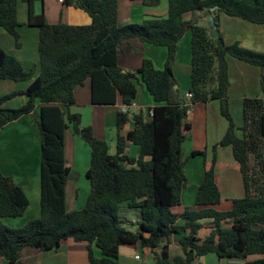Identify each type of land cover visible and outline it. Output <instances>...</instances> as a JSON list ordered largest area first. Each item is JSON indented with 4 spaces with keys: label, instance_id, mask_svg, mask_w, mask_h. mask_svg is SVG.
Here are the masks:
<instances>
[{
    "label": "trees",
    "instance_id": "1",
    "mask_svg": "<svg viewBox=\"0 0 264 264\" xmlns=\"http://www.w3.org/2000/svg\"><path fill=\"white\" fill-rule=\"evenodd\" d=\"M29 5L28 26L39 31L40 74L25 70L22 62L0 46V80L32 81L23 92L0 97V131L8 124L34 112L40 103L38 128L41 137V217L20 228L2 222L19 218L29 206L24 190L11 177L0 172V261L22 264L20 251L33 247L48 252L64 241L88 244L91 264H119L120 248L140 245L151 250L155 264H200L198 260L215 254L220 260L244 264H264V78L262 97L243 101V136L230 110L228 57L264 69V52L228 45L220 31V15L241 18L264 25V0H168L166 17H149L142 23L120 25L119 0H62L92 18L89 25L50 24L45 0H24ZM43 4L37 14L35 4ZM140 1L157 7L162 0ZM215 9L212 11V9ZM213 16L216 28L203 26L195 13ZM209 24V23H208ZM0 28L22 46L18 0H0ZM191 30L192 75L190 104L181 97L174 75L179 42ZM214 32V34H212ZM142 42L167 49L163 69L144 59L133 72L119 66V50L125 41ZM91 82L92 104L116 105L121 97L127 110L117 114L116 153L96 137L92 127H81V115L74 113L75 89ZM142 83L156 106L148 118L144 112L131 116L128 109ZM22 95L26 103L8 108L5 103ZM219 101L221 114L229 122L222 140L213 146V159L205 164L204 179L194 205H182V192L188 185L183 145L192 126L187 122L193 105ZM134 128L122 135L127 124ZM72 127L91 148L87 178L91 192L86 205L67 211L66 186L71 166L66 160L65 137ZM131 142L140 148L139 157L126 154ZM231 146L243 176L245 196L224 200L216 177L217 151ZM205 156L194 151L191 157ZM228 210H221L225 203ZM124 209L136 211L141 221L137 231L127 228L121 217ZM209 234L201 238L205 222ZM183 256L170 258L174 238ZM161 248L160 251H157ZM95 249L100 251L96 255ZM260 256L258 259H251Z\"/></svg>",
    "mask_w": 264,
    "mask_h": 264
},
{
    "label": "crops",
    "instance_id": "2",
    "mask_svg": "<svg viewBox=\"0 0 264 264\" xmlns=\"http://www.w3.org/2000/svg\"><path fill=\"white\" fill-rule=\"evenodd\" d=\"M168 0H162L157 7H148L140 1L119 0V23L127 25L142 23L153 16L166 17L168 15ZM45 13L50 24L63 22L70 25H89L92 18L84 11L74 7H65L62 0H45ZM37 14L42 13L43 4L39 1L35 4ZM201 22H208L209 17L203 14L194 16ZM18 19L21 23L19 29L22 46L17 48L12 35L0 28V46L10 55L19 59L25 70L30 71L34 67V78L40 74L39 60V31L28 26L29 5L24 0H18ZM220 31L228 45L239 44L241 47L256 52H264V25H257L241 18L220 15ZM214 34V32H212ZM191 30H187L179 42V51L174 64V75L181 97L189 93L192 75L191 54ZM144 59H151L157 69H163L167 59V49L142 42L139 38H132L124 42L119 50V66L129 72L140 68ZM230 110L237 126V135L243 136V101L245 98L262 97L261 79L264 78V69L240 61L232 56L228 57ZM32 81L15 82L12 80H0V97L9 93L25 91ZM76 105L72 107L74 113L81 115V127H92L96 137L105 140L110 146V153L115 154L117 140V114L127 110L122 98H118L116 105L97 106L92 104L91 82L87 80L84 85L75 89ZM26 97L19 95L5 103L8 108H17L26 103ZM156 103L146 87L138 83V95L133 105L128 109L131 116L144 112L148 118L149 112ZM40 107L38 103L34 112L21 119L6 125L0 131V172L11 177L20 186L29 199L23 216L19 218H4L2 222L12 228H20L31 220L41 217V137L38 128L40 119ZM187 122L192 130L187 141L183 145L184 168L188 178V185L182 192V207H192L195 202L199 186L204 179L205 164L213 159V146L219 143L229 128V122L221 114L220 102L211 101L193 105L188 113ZM134 128L129 123L122 131L126 136ZM194 151L205 152V156L191 157ZM126 154L130 157H139L140 148L129 142ZM66 160L71 166V174L66 186L67 211L73 212L82 209L89 198L91 184L87 178V172L91 162V148L80 135L74 133L72 127L66 132L65 137ZM191 158V159H189ZM216 177L224 200L240 199L245 196L243 176L239 169L231 146L221 147L217 151ZM230 203L225 202L220 209L228 210ZM122 214L125 224L134 225L132 218L124 209ZM131 211V210H130ZM136 212V211H135ZM140 221H137L139 225ZM211 221L205 222V228L200 232L204 238L209 234L208 227ZM139 228V227H138ZM133 231V229H130ZM179 237H175L170 245V258L183 256V250L178 243ZM158 251V250H157ZM96 255L100 251L95 249ZM22 264H91L88 254V244L75 242L68 239L53 251H42L38 248L25 247L20 251ZM253 256L251 259H258ZM153 254L150 249L140 245H126L120 248L119 264H150ZM200 264H244L231 260H220L215 254L207 255L198 260ZM0 264H9L5 259Z\"/></svg>",
    "mask_w": 264,
    "mask_h": 264
},
{
    "label": "rangeland",
    "instance_id": "3",
    "mask_svg": "<svg viewBox=\"0 0 264 264\" xmlns=\"http://www.w3.org/2000/svg\"><path fill=\"white\" fill-rule=\"evenodd\" d=\"M86 14V13H85ZM196 15H200V14H202L201 12H196L195 13ZM200 20V19H199ZM200 24L201 25H203V26H207V27H209V25L210 24H208V23H206V22H201V20H200ZM9 34V33H8ZM15 40V39H14ZM30 71H34V67L32 68V70H30ZM260 84H261V82H260ZM261 89H262V86H261ZM261 93H262V96H263V91H261ZM189 159H191V158H189ZM129 214H131V218H132V220L131 221H134L135 222V224L134 225H132V224H125L126 222L124 221V219H123V215L122 214H124V212H125V210H123L122 211V213H121V217H122V219H123V222H124V224H125V226L127 227V228H129V229H133V231H137V229H138V227H139V225H138V223H137V221H141V219H140V214L138 213V212H135V211H130V210H126ZM160 249L161 248H158L157 250L158 251H160ZM149 262H150V264H153V261L150 259L149 260ZM234 262H240V261H235L234 260Z\"/></svg>",
    "mask_w": 264,
    "mask_h": 264
},
{
    "label": "built area",
    "instance_id": "4",
    "mask_svg": "<svg viewBox=\"0 0 264 264\" xmlns=\"http://www.w3.org/2000/svg\"><path fill=\"white\" fill-rule=\"evenodd\" d=\"M192 97H193V95H192V93H190V92L187 93V94L185 95V98H184V99L186 100V103H187V104H190ZM149 114L152 115L153 112L150 111Z\"/></svg>",
    "mask_w": 264,
    "mask_h": 264
},
{
    "label": "water",
    "instance_id": "5",
    "mask_svg": "<svg viewBox=\"0 0 264 264\" xmlns=\"http://www.w3.org/2000/svg\"><path fill=\"white\" fill-rule=\"evenodd\" d=\"M213 10H215V9L213 8L212 11H213ZM208 22H209V24H210V26H211L212 28H214V29L216 28L213 16H210V17H209Z\"/></svg>",
    "mask_w": 264,
    "mask_h": 264
}]
</instances>
